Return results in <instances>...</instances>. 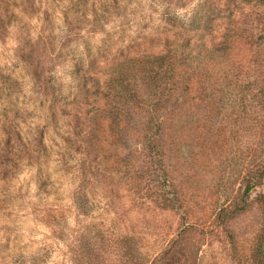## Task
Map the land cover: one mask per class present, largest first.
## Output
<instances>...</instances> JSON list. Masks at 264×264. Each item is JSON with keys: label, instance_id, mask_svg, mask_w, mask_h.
Masks as SVG:
<instances>
[{"label": "rangeland", "instance_id": "1", "mask_svg": "<svg viewBox=\"0 0 264 264\" xmlns=\"http://www.w3.org/2000/svg\"><path fill=\"white\" fill-rule=\"evenodd\" d=\"M182 45L186 94L108 85ZM261 236L264 0H0V264H254Z\"/></svg>", "mask_w": 264, "mask_h": 264}, {"label": "trees", "instance_id": "2", "mask_svg": "<svg viewBox=\"0 0 264 264\" xmlns=\"http://www.w3.org/2000/svg\"><path fill=\"white\" fill-rule=\"evenodd\" d=\"M202 55L197 52L193 53V51H186V46H173L172 49L168 50V53L160 52L158 54L154 53H143V54H135L132 57L121 55L119 59L116 60V63H111L107 65L106 68L111 73L108 79V85H117L119 86L126 95L129 96L130 99L134 98V93L132 88L128 89L129 86H133L137 84L142 77H148L145 80L147 83H150L152 80H155L156 76L160 74H167L168 72L171 75V79L173 80V88L176 90L178 82H182L180 85L181 87L178 89V93L180 95H184L187 93V80L186 82V75L190 76L194 72L198 71L202 62ZM192 64H196V67L192 72L188 71V66ZM166 66V70L164 71V67ZM192 68V67H191ZM154 82V81H153ZM135 87V86H134ZM133 87V88H134ZM109 91V88H107ZM114 91L111 93H106L109 95V104H107L110 114L114 111L118 112L119 114V107L117 101L123 99L121 97H115ZM112 97V98H111ZM107 103V102H106ZM102 111L106 110V105L102 106ZM101 110V109H99ZM109 114V115H110ZM115 114L114 116H117ZM173 204V201L166 200V204ZM82 210L87 211V204L83 203L80 205ZM254 264H264V237L261 236L258 240L254 257H253Z\"/></svg>", "mask_w": 264, "mask_h": 264}]
</instances>
